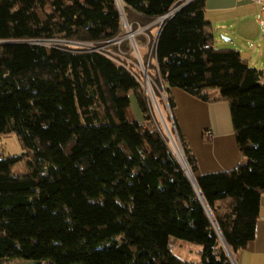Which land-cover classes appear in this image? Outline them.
<instances>
[{
  "label": "trees",
  "instance_id": "trees-1",
  "mask_svg": "<svg viewBox=\"0 0 264 264\" xmlns=\"http://www.w3.org/2000/svg\"><path fill=\"white\" fill-rule=\"evenodd\" d=\"M185 1L0 0V136L16 134L21 146L0 153V264H234L225 243L236 257L254 239L264 194V70L239 49L216 46L206 0L160 23L154 44L155 80L164 82L202 197L139 70L101 51L29 42L101 46L121 37L124 15L149 44L152 23ZM173 87L229 102L237 168L201 171L175 117ZM20 161L24 173L14 171ZM181 244L195 247L194 256L174 252Z\"/></svg>",
  "mask_w": 264,
  "mask_h": 264
},
{
  "label": "crops",
  "instance_id": "crops-1",
  "mask_svg": "<svg viewBox=\"0 0 264 264\" xmlns=\"http://www.w3.org/2000/svg\"><path fill=\"white\" fill-rule=\"evenodd\" d=\"M260 16L261 6L255 0H206L205 17L213 26L215 24V30L219 28L226 34L240 37V42L248 50L251 47L253 51L259 50L260 45L264 48ZM226 40L231 41L228 35ZM256 41L258 49L254 48ZM221 44L224 43L221 41ZM239 50L243 51L241 48ZM171 92L176 101L175 117L191 143L201 171L211 173L237 168L242 157L229 102H206L179 87H173ZM137 114L140 115V111ZM208 131L211 132V137L206 135ZM180 246L186 249L182 253L185 257L194 253L195 247L192 245ZM234 259L237 264H264V194L255 237Z\"/></svg>",
  "mask_w": 264,
  "mask_h": 264
},
{
  "label": "rangeland",
  "instance_id": "rangeland-1",
  "mask_svg": "<svg viewBox=\"0 0 264 264\" xmlns=\"http://www.w3.org/2000/svg\"><path fill=\"white\" fill-rule=\"evenodd\" d=\"M162 19H158L152 25H156L154 28V34L153 37L150 39L149 44H141L137 37L138 34H146V30H144L143 27H140L137 30H134L130 23L127 21L126 17H123V23H124V30L123 34L121 35L123 41L125 39L130 40L131 50H126L122 47V42L120 44H105L104 47L107 49H110L115 52V59L116 60H121L122 62H127L134 66L137 70L140 71L141 74H143L144 79H146V73L149 74V76L154 77L157 75L158 77V69H157V61L154 56V44L156 43L157 39V34H158V28H160V23L162 24ZM215 28V24H214ZM262 30V28H261ZM216 34L218 36V39H216V46L217 47H232V48H241L243 51V55L247 58L250 59L251 64L255 65L256 67L262 68L264 70V48L260 45L259 50H254L251 47V49L248 50V47L243 45L242 42H240V37L231 36L230 34H226L224 30H221L219 28H216ZM264 32V31H263ZM229 36L231 41L226 40V36ZM221 41L224 44H221ZM59 43L64 44L66 41L64 40H58ZM117 46L118 48H114ZM255 49H258V41H256V44L254 45ZM145 68V70L143 69ZM151 100H149L150 107L154 109V103H156L159 107L160 114L158 115L161 118V122L165 128V132L167 133L168 136L172 135L174 136L175 139L179 140L180 137L178 133L175 130L174 123L171 118V113L170 111H167L164 108V104L161 106V101L158 96H155L153 94L149 95ZM167 105V104H166ZM139 108V106H138ZM132 112L136 116L137 110H136V105L133 103L132 105ZM166 125V127H165ZM172 133V134H171ZM21 152V146L19 144V139L16 134H9V135H3L0 136V153H3L4 155H10V154H15V153H20ZM181 159V156H180ZM14 171L17 173H24L26 171L25 167V162L20 161L18 164L14 166ZM174 252L179 253L183 255L186 251V249H183L180 245L173 247ZM194 256V255H192Z\"/></svg>",
  "mask_w": 264,
  "mask_h": 264
},
{
  "label": "built area",
  "instance_id": "built-area-1",
  "mask_svg": "<svg viewBox=\"0 0 264 264\" xmlns=\"http://www.w3.org/2000/svg\"><path fill=\"white\" fill-rule=\"evenodd\" d=\"M255 1L258 2L261 6V16H260L259 21H260L262 31H264V0H255ZM123 39L124 38H122V37L113 38V39L109 40V42H107V44H109V45L110 44H120L123 41ZM58 40H60V38L46 39V40L45 39L30 40L29 42L44 43V44H48V45H67V46L79 48V49L93 50V51L96 50V51H101V52L105 53L106 55L115 59V57H114L115 52L104 47L105 44L99 46L95 42L71 41V40H66V39H61V40L66 41V43L61 44L58 42ZM143 69L145 70L144 67H143ZM157 69H158L159 76H161L160 72H159L158 65H157ZM144 87L146 89V93H147L149 100H151L150 99L151 97L149 96L150 94H153L155 96L160 95L161 98L163 100H165V102L167 103L168 109L171 112V109H170L169 104H168L169 102H168L167 90L165 88V85H164V82L162 79H160V81H156L155 78L149 76V74L146 73V79H144ZM154 107H155L156 112L159 115L160 110H159V107L156 103H154ZM165 127H166V125H165ZM206 135L208 137H211V132L208 131L206 133ZM168 137H169L170 144H171L176 156L180 159V156L182 155L181 160L183 162L186 161L187 159H186L183 147L181 145L180 139L179 140L175 139L173 134L168 136ZM179 152H181V155L179 154Z\"/></svg>",
  "mask_w": 264,
  "mask_h": 264
},
{
  "label": "water",
  "instance_id": "water-1",
  "mask_svg": "<svg viewBox=\"0 0 264 264\" xmlns=\"http://www.w3.org/2000/svg\"><path fill=\"white\" fill-rule=\"evenodd\" d=\"M190 1H191V0H186V1L183 2L182 4H180V5H178L177 7H174L173 9H171L167 14H165V15H163V16L161 17L162 21H164L166 18H168L169 16H171L172 14H174L176 11L180 10L182 7H184V6H185L186 4H188ZM123 17H124V15H123ZM180 161H181V163L183 164V166H184V168H185V170H186L187 175L189 176V178H190L191 181L193 182V184H194V186H195V188H196L198 194L200 195V197H202V193H201V191H200V189H199V187H198V184H197V182H196V180H195V178H194V175H193V173H192V171H191V167H190L188 161L186 160V161L183 162L181 159H180ZM225 246H226V249H227V251L229 252L230 257L232 258L234 264H237L236 261H235V259H234L233 254H232V252H231V250H230V248L228 247V245H227L226 243H225Z\"/></svg>",
  "mask_w": 264,
  "mask_h": 264
},
{
  "label": "bare ground",
  "instance_id": "bare-ground-1",
  "mask_svg": "<svg viewBox=\"0 0 264 264\" xmlns=\"http://www.w3.org/2000/svg\"><path fill=\"white\" fill-rule=\"evenodd\" d=\"M179 154L181 155V152H179ZM182 156V155H181Z\"/></svg>",
  "mask_w": 264,
  "mask_h": 264
}]
</instances>
